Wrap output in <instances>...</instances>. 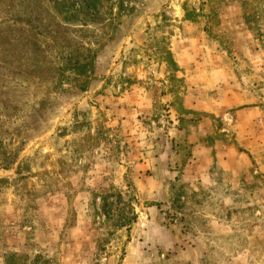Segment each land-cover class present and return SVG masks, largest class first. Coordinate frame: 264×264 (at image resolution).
Returning <instances> with one entry per match:
<instances>
[{
  "label": "rangeland",
  "instance_id": "374dc122",
  "mask_svg": "<svg viewBox=\"0 0 264 264\" xmlns=\"http://www.w3.org/2000/svg\"><path fill=\"white\" fill-rule=\"evenodd\" d=\"M54 5L0 0V264H264V0Z\"/></svg>",
  "mask_w": 264,
  "mask_h": 264
},
{
  "label": "trees",
  "instance_id": "16d2710c",
  "mask_svg": "<svg viewBox=\"0 0 264 264\" xmlns=\"http://www.w3.org/2000/svg\"><path fill=\"white\" fill-rule=\"evenodd\" d=\"M55 1V7L59 10V12L63 14H67L69 19H76L77 16L80 18L83 16V19H89L93 18L94 16L92 14H95L97 16L99 14L98 10V1L99 0H54ZM79 1L80 5L78 7L75 6V3ZM66 16V17H67ZM94 22V21H91ZM72 70L74 72V75L76 78H81L83 80L84 86L82 87V90H84L86 85L88 84V80L90 78V74L94 73L95 66L94 61H86L84 59L83 61L75 64L72 67ZM90 73V74H89Z\"/></svg>",
  "mask_w": 264,
  "mask_h": 264
}]
</instances>
